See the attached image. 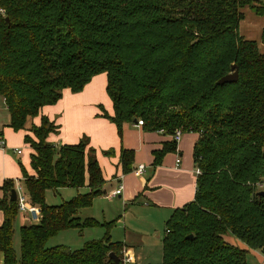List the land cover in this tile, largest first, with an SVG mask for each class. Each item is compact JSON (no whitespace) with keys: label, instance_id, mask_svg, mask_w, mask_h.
<instances>
[{"label":"trees","instance_id":"obj_1","mask_svg":"<svg viewBox=\"0 0 264 264\" xmlns=\"http://www.w3.org/2000/svg\"><path fill=\"white\" fill-rule=\"evenodd\" d=\"M246 7L264 15L259 0H0V99L13 130L105 74L114 116L103 110V117L120 136L124 124L139 120L147 132L198 135L196 197L167 221L161 264H248V251L225 241L229 234L264 252V54L239 32ZM233 66L238 81L219 85ZM57 131L42 117L31 129L35 139L25 137L34 175L22 167L23 184L42 217L21 228L20 255L15 184L2 188L4 264H114L110 254L121 260L125 248L112 240L115 223L79 217L103 195L96 151L87 137L57 148L48 142ZM170 152L176 142L156 154L155 165ZM120 160L123 174L131 173L134 152ZM85 187L88 193L60 206L46 203L47 191ZM97 227L104 239L81 250L48 246L64 231Z\"/></svg>","mask_w":264,"mask_h":264},{"label":"crops","instance_id":"obj_2","mask_svg":"<svg viewBox=\"0 0 264 264\" xmlns=\"http://www.w3.org/2000/svg\"><path fill=\"white\" fill-rule=\"evenodd\" d=\"M243 13L244 19L239 25L240 34L247 40L258 42L260 51L264 54V45L261 42L264 15H258L250 7L243 9ZM103 110L109 116H114L113 102L107 93V76L104 74L93 78L80 93L65 91L57 104L44 107L41 116L29 120L26 127L40 126L42 117L49 119L58 127V131L49 136L48 142L57 148L76 145L87 137L89 148L96 151L105 179L103 195L96 199L112 200L111 202L117 200L124 211L122 219L117 222L122 223L125 229L131 227L136 230L140 226H146L150 239H162L160 242L163 248L164 237L158 232V226L165 223L166 227L174 211L184 208L196 197L197 175L193 153L198 135L186 134L181 141L176 142L172 136L162 132H147L133 122L123 125L120 136L116 125L103 117ZM10 122L11 115L4 100L0 99V200L4 197L2 188L6 182L11 181L14 184L18 181L23 182L22 167L29 175H34L31 168V155L34 151L25 142L28 132L13 130ZM2 141L4 146L1 144ZM174 142L176 152L167 153L160 165L156 166V154ZM125 150L134 152L133 171L126 175L123 174L120 163L121 154ZM17 151L22 153L18 154ZM109 151H114V155L105 156L104 153ZM179 159L181 163L177 165ZM140 166L145 167L143 173L137 172ZM120 186L121 195L114 197L112 193ZM85 190L87 193L90 191L88 187L77 191L80 193ZM3 222L4 215L0 211V226ZM31 224L32 222L27 219L23 222L24 226ZM127 235L130 236L129 231L125 232L122 241L113 242L122 243L132 256L131 251L138 249L139 246L128 241ZM225 241L237 248L248 249L244 243L232 236H225ZM247 260L248 264H264V252L249 250ZM0 264H4L1 252Z\"/></svg>","mask_w":264,"mask_h":264},{"label":"rangeland","instance_id":"obj_3","mask_svg":"<svg viewBox=\"0 0 264 264\" xmlns=\"http://www.w3.org/2000/svg\"><path fill=\"white\" fill-rule=\"evenodd\" d=\"M139 121H142V120H139ZM32 127L34 126L28 125L25 130L28 132V135L31 137V139H35L34 135L31 132ZM179 132L181 133V131H178L175 136H172L175 139V141H176V136ZM162 133L164 132L162 131ZM182 137H183V134H182ZM29 147H31L30 143H29ZM262 190L264 191V187L262 188ZM85 193H87L86 190L80 191V193H78V191L75 189H65L60 192H55L53 190H50V191H47V194H46V203L49 206H60L63 203L69 202L72 199L76 198L78 194H85ZM111 201L106 200V199H96L91 208L81 210L79 217L82 220H86L87 218L92 217L101 223L114 222L115 224L110 230V235L112 236L113 241H118V240L122 241L124 238L125 232L129 231L130 236L127 235L128 241L130 240L131 242L139 246L138 249L131 251L133 253L132 254L133 264H149V262L150 264H161L163 262V255H162L163 248H162V243L160 241H162V239L161 240H157V239L151 240L149 237V231L146 228V226H140L136 230L131 229V227L129 229L126 226L127 227L126 228L127 230H126L122 223L117 222L120 219H122L124 215V211L121 209L119 202H117V200H114L116 202L114 201L111 202ZM25 221H26V216L19 213L17 216L16 222H15V235H14L15 250L17 251L19 255H20V248H21L20 231H21V228L24 226L23 222ZM157 230L158 232L161 233V236L164 237L165 223H160ZM105 235H106V230L105 228H102V227L85 228L82 231L77 230V229H71V230L62 232L58 236L51 239L48 243V246L49 247L66 246L70 248L71 250H81L82 248H84L86 243L91 242V241L103 240ZM228 236H232V235L229 234ZM248 249H245V250L248 251L249 253V250L251 249L249 250ZM124 250L126 249L124 248ZM120 254L123 255V253H120Z\"/></svg>","mask_w":264,"mask_h":264},{"label":"built area","instance_id":"obj_4","mask_svg":"<svg viewBox=\"0 0 264 264\" xmlns=\"http://www.w3.org/2000/svg\"><path fill=\"white\" fill-rule=\"evenodd\" d=\"M3 13V11H1ZM143 121H138L137 126L142 127L143 126ZM182 137V134L179 132L176 136V141H180ZM1 144L4 146V142L2 141ZM18 154H21V151H17ZM181 163L180 159L177 160V165ZM145 170L144 166H140L137 169L138 173H143ZM196 174L200 175L201 171L199 169H196ZM16 193H17V203H18V211L19 213L23 214L26 216V219L28 221H31L33 224L38 223L41 220L42 212L41 209L31 203L28 194L26 192V189L24 187V184L22 181H18L15 183V188ZM122 192V186H120L116 191L112 193L114 197H117L121 195ZM122 259H121V264H133L132 256L131 253H129L128 250H123L122 251Z\"/></svg>","mask_w":264,"mask_h":264},{"label":"water","instance_id":"obj_5","mask_svg":"<svg viewBox=\"0 0 264 264\" xmlns=\"http://www.w3.org/2000/svg\"><path fill=\"white\" fill-rule=\"evenodd\" d=\"M234 69H235V72L225 76L224 78H222L219 81V85L223 86V85H226V84H233V83H236L238 81L239 74H238V70H237L236 66H233V70ZM134 123H137V121H134ZM261 195L264 196V192H262ZM10 200L12 202H16L17 201V193H16L15 189H13L11 191ZM109 257L113 261L114 264H121L120 258L115 253H111Z\"/></svg>","mask_w":264,"mask_h":264}]
</instances>
